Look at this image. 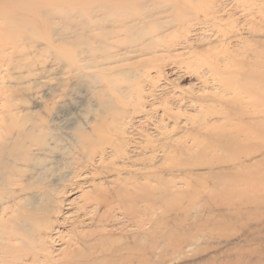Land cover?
Instances as JSON below:
<instances>
[{
  "label": "rangeland",
  "instance_id": "rangeland-1",
  "mask_svg": "<svg viewBox=\"0 0 264 264\" xmlns=\"http://www.w3.org/2000/svg\"><path fill=\"white\" fill-rule=\"evenodd\" d=\"M225 1L228 4V11L222 13L223 15L220 14L222 20L214 22L209 17L208 23L196 24L195 15L197 14L200 18L205 17L203 10L209 9L207 2L202 7L197 0H0V45L10 47L12 44L15 47L17 44V49L15 47L9 50L20 54L7 62H5V58L0 59V142L8 139L7 136H3V133L7 124L5 120L9 118L8 110L12 108L20 126L34 134V136L25 138L28 147L25 146L24 149L25 152L27 149V155L37 157V160L26 163L21 159L17 164H8L9 170H13L14 166H16V171L28 170L27 176L22 178L24 180L21 181V185L30 184L34 188L36 187L37 202L40 201L41 195L39 194L42 192H47V195L49 194L54 199L58 197L57 194H54L55 189L61 185L58 181L60 174L57 172L66 166L70 165L65 171L81 165L87 167L86 172L102 169L104 166L100 164L99 160L103 152H105L104 157L107 161L115 159L117 164L125 167L121 174L125 177L130 172L140 171L139 169L150 163L146 160L134 164L132 159L143 158L144 153L137 150L134 153L133 148L135 147L132 148L131 145L127 146V150L125 149L128 155L132 154L131 160L127 161L126 157L116 158L113 156V151L102 142L94 146L97 157L85 160L80 154L76 142L77 133H90L101 122L111 124L112 114L117 115L118 106L123 110L139 103V94L149 90L150 85H154V90L158 88V91H154L158 93H155L157 98L155 104L161 105L167 98L171 111L181 114V119L175 129L174 119L170 117V119L167 118L169 121L165 119L169 125L166 129L176 130L174 132L176 136L180 132L182 137L186 136L185 134L192 129V120L194 119L191 118H204L200 105H204V110L212 107L216 110H224L230 114V118L236 119H241L245 112L264 111V94L261 92L264 90V0ZM135 8L136 10L132 11ZM144 12L149 15L144 17ZM135 14H137L136 17H142L144 23L148 21L149 25L153 27L160 20L170 25L166 33L175 35L174 37L170 35L165 45H169L166 48L171 51H166L165 48L163 52L162 50L158 51L159 56L155 57L143 54L139 48L130 46L131 44L127 41L129 39L127 36L128 27H126L128 22L124 20L129 17L135 18ZM107 15H112L111 20H105L104 16ZM148 17L152 21L147 20ZM156 17L157 19L154 20L153 18ZM119 19H123L120 20L122 23H119ZM107 33L111 34L108 40L114 45L119 42L115 45L117 47L114 49L116 51L115 58L108 59L109 61L101 49L104 47V41L101 42V40H104ZM63 35L71 45H67L61 39ZM185 38L189 39L192 49L184 51L185 53L176 51V48L180 47L177 44L183 43ZM163 40L165 42V39ZM119 48L123 50L117 51ZM96 50H99L98 53ZM24 52L27 57L24 56ZM119 53L125 54L118 55ZM92 55H96L95 58H97L95 59ZM91 62L93 64L100 63L101 66L110 63L108 72L116 75H114V82L110 83L111 85L106 81L107 84L104 81H101V84H94L91 74L98 70L100 73L103 71ZM213 62L220 65L223 70L221 75L217 73V70L210 69L209 66ZM84 64H90L91 68L81 67L79 70L78 66H84ZM235 72H246L249 76L246 80L233 78L230 73ZM106 77L108 76L106 75ZM219 77L227 79L228 82L218 80ZM114 83L122 89L120 90ZM224 88L227 90H223ZM104 89H107L108 96L115 98L116 109H107L105 104L102 105L100 92ZM124 89L128 94L125 95ZM98 90L99 93H97ZM242 92L243 94H241ZM221 94L230 100V107H225L224 104L214 101L219 100ZM187 97L190 99L187 100ZM196 100L198 101L196 102ZM152 101L155 100H151V103H153ZM161 111L163 112V109L155 113L154 119L161 118ZM207 118L213 121L218 120L217 122L220 123L224 122V119L218 117L212 119L208 116ZM165 122L162 125L166 124ZM131 124H135L134 127L141 129L147 123L143 116H137ZM116 125L118 126V123ZM151 127L147 128V132H150L153 138H158V132L155 133L156 130ZM162 130L164 131L165 128ZM105 131L114 137L113 132ZM132 135L131 133L126 136L131 137ZM175 135L169 138L174 139ZM245 137L246 134L242 135V139ZM261 138L264 139V135ZM200 140L203 146L207 147L208 153L198 160L197 165L179 166L182 159L180 156L166 159L164 155L156 153L155 162L157 165L164 163L168 165L164 164L167 179L181 175L176 171L179 168H183L184 172L191 170V175L189 177L182 176V183L178 184L181 194L171 196L164 205L159 201L164 191L158 190L154 194V198L148 202L149 208H151L149 214L151 219L158 220L165 217L164 220L174 227V219L177 216H184L188 219L183 223V227L185 226L184 229H186L194 224L200 214L202 220L210 213L220 215V213H228L230 210L235 211L243 207L239 204L230 205L225 198L220 196L216 199L218 201L209 202L208 195L211 194L213 187L209 172L212 169L227 168L230 170L233 168L231 165L218 164V161L230 160L234 156L235 149L226 150L219 147L220 142L214 136L201 137ZM137 141L140 139L135 138L134 145ZM221 143L226 146L231 142L226 140ZM41 145L46 146L42 147ZM216 145L219 148H213ZM17 150L18 147L14 152L16 153ZM136 152L141 153L137 155ZM146 155L150 158L149 152ZM241 157L245 159L242 153ZM260 157L258 156V158ZM38 159L45 161L40 164ZM208 161H214L215 165L212 169L203 164ZM130 162L132 163L130 164ZM43 167L47 169L46 172H41ZM93 177L88 179L90 184L102 183L104 186H108L112 174L104 173L101 177H94L95 179ZM93 179L95 182H92ZM155 183L153 182V184ZM240 183L228 179L222 184L227 186V191L239 192L238 194L243 196L240 199L246 201L253 196L264 195V180L260 184L253 182L250 186ZM214 188L216 192L225 194L220 192L224 190L223 186ZM83 189L88 191L92 187L85 185ZM81 193V190L78 189L64 197L59 196L65 200L61 212L57 216L62 224L50 232L52 236H58L57 241L49 243L52 259L61 261L58 264H66L63 256L73 251L79 252L80 255L76 259L70 260L69 264H122L115 260L114 251L119 246L125 247L130 242L131 236L138 234V243H149L150 238H146L143 234L153 225L140 226L137 222H132V220L117 214L116 218L110 220L103 227H98L91 213L87 218L86 216L78 217L76 213L78 205L70 207L66 203L75 197L76 202H81L78 199ZM226 196L225 194L224 197ZM45 204L51 208L56 207L52 202L45 201ZM128 205L131 204L128 203ZM138 205L144 208L146 203L141 202ZM93 207V205L87 207V211L90 212ZM252 208V205L248 207L249 210ZM263 212L264 208L251 214L250 229H243L240 217H235L238 221L225 229L226 236L222 238L216 236L209 239L208 236H205V232L193 229L190 233L194 236L200 234L201 237V241L194 246L183 245L182 247L180 245L181 239H183L182 231L171 233V241L167 250L161 252L157 249L155 252L148 253L149 262L144 264H264V262H257L264 258V252L258 257L257 255L250 257L241 255L236 249V247L253 248L261 243L264 244ZM231 216L234 215L231 214ZM256 216L260 220H253ZM143 218L148 219L147 216ZM256 227L260 231L254 232L253 229ZM58 228L59 230L56 232ZM158 228H160L159 225ZM95 230L105 233L103 234L106 236L104 246L109 249L108 252L102 251L100 248L89 249L86 243L80 239L82 235ZM216 233L218 234V232ZM90 239L92 238L90 237ZM90 239L86 241L87 244L93 243ZM134 264L140 263L134 262Z\"/></svg>",
  "mask_w": 264,
  "mask_h": 264
},
{
  "label": "bare ground",
  "instance_id": "bare-ground-1",
  "mask_svg": "<svg viewBox=\"0 0 264 264\" xmlns=\"http://www.w3.org/2000/svg\"><path fill=\"white\" fill-rule=\"evenodd\" d=\"M197 2L202 7L203 4L207 2L209 9L207 10L205 8L203 10V12L205 13L204 18H200V16H198L197 14L195 15L196 16L195 21L197 22L196 24H203V23L205 24L207 21H209V17L211 21L213 20L214 22H216L217 20H222L221 18L222 17L221 15H223L222 13L228 11L227 9L228 4L226 3L227 1L225 0H197ZM135 10L136 8L132 9V11ZM145 15L146 13L144 14V17ZM111 16L112 15L104 16L105 20L106 21L111 20ZM136 16L137 14H135V18L129 17L128 19L124 20L125 22H128V24L125 25L126 27H128L127 36L129 39L127 41L131 44L130 46L139 48V51L142 52L143 54H149L155 57L159 56L157 54L158 51L161 50L162 52L165 50L171 51V49L166 48L169 45H165L167 42V38H169V36L171 35L170 33L169 35L166 33L170 25L165 24L163 21L161 22L160 20L161 18L158 17L160 18L159 19L160 22L156 24L154 23L155 27H153L152 25L151 26L149 25L148 21L147 23H144L142 17H136ZM149 17L147 18V20L150 19ZM153 19L155 20L157 19V17ZM120 20L121 19H119V23H122L121 21L123 19L121 21ZM157 28H160V30H157ZM110 35H111L110 33H107L105 35L106 37H104V40H101V42L104 41L103 42L104 47L102 48L100 46L101 49H103L102 53L104 54L107 60L108 59L111 60L115 58L116 51L114 49L117 48L115 45L119 43L118 42L114 45L113 42L109 41L108 39H110ZM172 35L171 37H174L175 34L173 36ZM61 39H63L67 45L68 44L71 45L68 39L65 37V35H63ZM163 39H165V42ZM177 45L180 46L179 48H176V51L178 52L179 51L184 52L186 50L192 49L191 43L189 42L188 38H185L183 43L181 42ZM16 46L18 47L17 44ZM6 47L7 46L0 45L1 60L2 58H5L6 60L5 62H7L10 61L11 58L20 55L19 52H11L9 50L11 48H15L12 44L10 45V47L7 48ZM7 50L9 51L7 52ZM121 50L123 49L119 48V50L117 51H121ZM96 51L98 53L99 50ZM125 53L123 54L119 53L118 55L120 54L124 55ZM25 55L26 54L24 52V56ZM95 56L96 55H94L93 57L95 58ZM109 64L108 65L106 64V66H101L100 63L93 64L95 65V67H99L98 69H101L103 71L100 73L98 70L99 73L98 72L92 74L90 73L94 81V84L95 83L101 84V81L104 82L106 81L109 84L110 83L112 84L114 82V78L116 75L111 72H108V70H110L109 66H111ZM79 66H78L79 70H81V67H83L84 69L91 68L90 64L88 65L84 64V66L81 65L80 67ZM209 67L211 70H217L218 71L217 73L219 74L223 72L220 65L216 62L211 63ZM224 72L228 73L226 71ZM207 73H211V72H207ZM103 74H106L108 77H106V75ZM230 74L232 75L233 78H239L240 80H246L249 76L246 72L245 73L235 72ZM218 80L222 82L224 81L225 83L228 82V80L223 79V77H219ZM115 83L114 85H117ZM150 86H151L150 89L148 88L149 90L142 91L139 94L140 95L139 103H136L130 108H126L123 110L119 106L118 108L116 107L114 97L112 96L110 97L106 94L107 89L102 90L100 92V95L102 97L101 100L102 105L105 104L106 105L105 108L107 109L117 108V115L115 116V114H112L113 120L111 124L110 123L107 124L106 122H101L99 125H96L94 130L92 129V132L90 133L79 132L76 134V142L78 148L80 149V154L85 158V160H87L88 158L92 159L93 157L96 156L94 146L96 144L98 145L99 143L101 144L102 142L107 145L106 146L107 148H110L113 151L114 155L113 154L112 155L116 156V158L126 157L127 161L131 160L132 154L128 155L126 152L127 146L131 145L132 148L135 147L133 148L134 153L135 150L143 151L144 153L143 158L132 159L134 161V164L137 163L138 161H146V160H148L150 163L144 165L143 168L139 169L140 171L130 172V174L125 177L121 175L125 167L122 166L121 164H117L115 162V159H111L110 161L109 160L107 161L104 157L105 152H103L99 160L100 164L104 166L102 169L98 168L86 172L87 167L81 165V166H76L71 170L65 171L66 168L70 166L69 165L68 167L66 166L63 170H59V172H57L60 174L58 181L61 185L58 186L54 191V194H57L58 197L54 199L49 194L47 195V192H42L39 194L41 195V199L39 202H37V190H35L36 187L34 188L30 184H27L25 186L21 185V181L24 180L22 178L27 176L28 170L21 169L19 171H16L15 170L16 166H14L13 170H9L10 166L8 164H12V163L17 164V162L21 159L24 160L26 163L32 161L35 162V159L37 160V157L35 158L33 155H29V154L27 155V149L26 152L24 149L25 146L28 147L27 146L28 144H26L27 142L25 143V138L34 136L33 132L31 131L28 132L27 130H24L23 126H20V124L18 123L19 120L16 114L14 113L13 109L11 108L8 110L9 118L5 120L7 124L3 133V136L4 137L7 136L8 139L0 142V264H38V263L58 264L60 259H55V260L52 259L49 249V243L51 241L52 242L57 241L58 236L54 237L50 234V232L52 230H55V227H58L62 224L60 223L57 216L58 214H60L61 208L65 203V200L59 198V196L64 197V195L70 192H74L75 190L77 191L78 189L81 190L82 192L78 197V199L81 202H76L77 199L75 197L74 199H71L69 202L67 201L68 203L66 204L69 205L70 207L73 205H78L77 206L78 209L76 211L78 217L86 216L87 218L88 214L91 213L92 218L94 219L95 224L98 227H103L110 220L116 218L117 214L132 220V222L133 221L137 222L138 225L140 226L147 224L153 225L149 230L144 231L145 234H143L146 238H150L148 244L138 243L139 235L134 234L133 236H131L130 242L129 243L127 242L128 244L125 247L119 246L114 251L116 257L115 260L121 262L122 264H134V262L135 263L139 262L140 264H144L146 262H149V258H148L149 256L147 254L150 252H155L157 249H159L161 252H165L170 245V241H171L170 238L172 236L171 233L174 234V232L178 233L182 231L183 239L180 238L182 240L180 242V245H182V247L183 245L189 247V246L197 245V243L201 241L200 234L198 236H194L192 235V233H190L191 230L193 229H199V231L205 232V236H208L209 239L215 238L216 236L222 238L226 236L225 229L232 226L235 221H238L236 220L235 217H240V221H242L243 229L244 228L250 229L249 228L251 226L250 222L252 220V218L250 217L251 214H254L257 211L264 208V195L258 197L253 196V198L246 201L244 199H240L243 196L241 194H238L239 192L233 193L231 191H227L228 190L227 186L222 183H224L228 179H232L234 181L241 182L240 184H245L250 186V184L252 185L253 182H258L260 184L261 181L264 180V139L261 138L264 135V111L251 112V113L245 112L243 113V117L241 119H236V118H230V114L224 110H220V109L216 110L214 109V107L204 110L203 109L204 105H200L202 107V114L204 118L202 119L191 118L194 119L192 120V124H193L192 129L185 134L186 136L182 137L180 135L181 132L178 134V136H176L174 133L176 130H171L170 128L168 130L166 129L167 126L169 125L165 122V119L169 117L173 118L174 119L173 124L175 129L177 128L179 120L181 119V114L179 112L171 111V108L168 105L169 102L167 98L163 100V103H161V105L155 104L157 100L155 93L157 92L154 91L155 90L158 91L157 90L158 88L154 90V85L153 86L150 85ZM118 87L120 88V86ZM121 89L122 88H120V90ZM99 90L97 91V93H99ZM223 90L226 91L227 89L224 88ZM261 92L264 94V90ZM124 93H125V89H124ZM126 94L128 93H125V95ZM241 94H243V92ZM124 98L126 97L124 96ZM188 99L190 98L187 97V100ZM151 100H155V101H152L153 103H151ZM219 100H214V101L224 104L225 107L231 106V103L229 102L230 100L226 98L225 95L221 94ZM197 101L198 100H196V102ZM160 109H163V112L161 111L162 112L161 118L154 119L155 113H157V111H159ZM136 115L140 117L142 116L144 117L145 122L147 123L146 125H143L144 128L142 127L141 129H137L136 127L133 126L135 124H131L134 121L135 117H137ZM208 116L212 117V119L217 117L222 118L224 119V122L222 123L217 122L218 120L213 121L210 118H207ZM169 119L167 120L169 121ZM155 120L156 123L154 124ZM164 122L166 124L162 125ZM116 123H118V126L116 125ZM150 127L156 130L155 133L158 132L157 135L158 138L156 139L153 138V136L150 135V132H147V128L149 129ZM162 128L163 129L165 128V130L163 131ZM105 130L107 131L110 130L111 132H113L114 137H111V135L107 134ZM131 133L133 134L131 137L126 136L127 134H131ZM244 134H246V137L242 139V135ZM173 135H175L176 137L174 136V139L173 138L170 139L169 137ZM210 136L216 137V139L220 142V144L218 145L219 147L226 150L235 149V153L230 160L222 159L221 161H218V164L231 165L233 168H231L230 170L227 168L221 170H214L212 169L213 166L215 165L214 161H208L205 163L203 162V164L210 166L211 167L210 169H212L209 172V176L211 177V180L213 182L212 183L213 187L211 190V194L208 195L209 196L208 200H210L209 202L214 203L215 201H218L216 199L218 196H220L225 198L230 205L239 204L243 207L235 211L230 210V212L228 213H220V215L210 213L209 215H207L206 218L202 220L200 214L195 219L194 224L186 229H184L185 226L183 227V223L188 219H186L184 216L183 217L177 216L174 219L173 221L174 227H171L170 223L164 220L165 217L160 218L158 220L151 219L149 216L151 208H149L150 204L148 202L151 200V198H154V194L158 190L164 191V194L161 195V199L159 200L160 203L164 205L171 196L181 194V190L178 188V184L182 183V179H183L182 176L184 175L185 177H189L191 175L190 174L191 170L188 172L187 171L184 172L182 171L183 168H179L176 171L180 172L181 175H175L167 179L165 173L166 170L165 165L166 166L168 165L165 163H164L165 165L164 164L157 165V163L155 162V158L157 157L156 153H160V155L161 154L164 155L166 159L170 157L180 156L182 159L179 162V166L183 165L190 167L192 165H197L198 160L202 156L207 155L208 153L207 147L205 145L203 146L200 138L201 137L209 138ZM135 138H139L140 141H137V143L134 145ZM226 140L231 142L230 145L225 146L221 143L222 141L225 142ZM37 142H39V139H37ZM41 146L45 147L46 145H41ZM218 146L216 145L213 148H219ZM17 147L18 150L15 153L14 151ZM147 152L150 153V158L148 157V155H146ZM139 153L136 152L137 155ZM241 153L245 156V159L241 157ZM258 156L261 157L258 158ZM38 161L41 164L45 160L38 159ZM107 162H109L108 165H106ZM131 163L132 162H130V164ZM186 168L190 169L188 167ZM46 170L47 169L45 167L41 168V172H46ZM104 173L112 174L111 180L108 179L110 182L108 186H104L102 183L90 184V182L88 181L89 178H92L93 176L96 178L101 177V175ZM94 179L92 182H95ZM79 180H84V181H79ZM153 182L156 183L153 184ZM85 185H87L88 187H92V189L85 191L83 189ZM219 186H223L224 190L220 192L225 193L227 195L226 197H224L225 194L222 195L219 192H216V189L214 187H219ZM45 201L52 202L53 205L55 204L56 207L51 208L50 206L45 204ZM141 202L146 203L144 208L138 205ZM128 203L131 205H128ZM91 205H93L94 207L92 208V210H90V212H88L87 207ZM250 205L253 206L251 210L248 209ZM231 214L234 216H231ZM262 215L264 217V212L262 213ZM144 216H147L148 219L143 218ZM253 220L258 221L260 220V218L256 216L253 218ZM158 225L160 226V228L157 229ZM257 227L253 229L254 232L260 231V229L258 230ZM58 230L59 228L56 229V232H58ZM216 232H218V234ZM56 234L58 235V233ZM103 234H105L103 231L95 230V231H91L89 234L82 235L80 239H82V241L86 243L89 249L100 248L102 251L108 252L109 249L106 246H104L106 236ZM90 237L92 239H90ZM89 239L93 241L92 244L91 243L87 244L86 241H88ZM236 249L241 253V255H249L250 257L257 255L258 257L260 254L264 252V244L261 243L259 246L253 248L236 247ZM79 255H80L79 252L77 253L76 251H73L70 252L68 255L65 254L63 256L64 258L63 257L62 258L66 260L65 261L67 262L66 264H69L70 260H72L73 258L76 259L77 256ZM84 255L87 254L84 253ZM257 262L258 263L264 262V258L259 259Z\"/></svg>",
  "mask_w": 264,
  "mask_h": 264
}]
</instances>
